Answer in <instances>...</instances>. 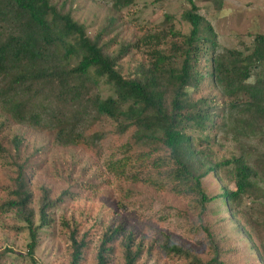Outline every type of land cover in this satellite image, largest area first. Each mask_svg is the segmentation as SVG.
<instances>
[{"label": "trees", "instance_id": "16d2710c", "mask_svg": "<svg viewBox=\"0 0 264 264\" xmlns=\"http://www.w3.org/2000/svg\"><path fill=\"white\" fill-rule=\"evenodd\" d=\"M92 1L111 4L117 13L136 2ZM73 2L0 0V125L19 128L10 142L17 172L10 186H0V217L13 214L27 224L31 242L23 258L37 264L38 232L53 223V210L69 195L43 187L37 214L31 207L26 172L41 171L43 163L34 166L21 154L26 134L37 129L49 137L53 152L102 154L114 144L124 163L136 157L149 165L174 183L173 191L197 197L204 213L217 202L218 212L234 220L250 206L245 233L264 262V35L223 49L194 0L179 21L166 14L157 25L112 18L92 32L75 21ZM209 2L220 12L225 0ZM226 142L233 151L219 159L215 147ZM210 176L221 185L215 198L203 188ZM64 228L68 264H84L93 248L90 232L81 234L79 225L68 223ZM215 228L205 227L209 254L202 256L168 236L156 252L122 225L109 227L94 264H113L118 250L121 264H146L152 256L179 264H245L240 248L223 246ZM11 255L0 250V264H9Z\"/></svg>", "mask_w": 264, "mask_h": 264}, {"label": "rangeland", "instance_id": "374dc122", "mask_svg": "<svg viewBox=\"0 0 264 264\" xmlns=\"http://www.w3.org/2000/svg\"><path fill=\"white\" fill-rule=\"evenodd\" d=\"M200 13L209 20L218 35L223 49L242 48L249 45L257 35H264V0H225L222 11L214 10L209 0H194ZM74 19L85 24L92 32H99L108 21L115 18L127 21L139 18L141 22L161 23L166 15L177 21L190 8L189 0H136L123 13H117L104 2L74 0ZM119 27L122 26L117 23ZM187 32V28L179 26ZM183 27V28H182ZM243 44V45H242ZM125 67L131 63L125 62ZM108 94L107 87H103ZM0 116V124L3 122ZM18 127L0 125V186H10V178L17 172L12 160L15 155L11 140ZM24 152L21 158L31 157L34 166L41 162V171L29 168V180L33 203L37 214L41 188L47 187L53 195L68 192L64 203L53 210V223L38 232V246L35 251L37 264H68L70 242L64 224L79 225L81 234L89 231L93 248L84 264H94L96 248L102 233L109 227H124L126 233H133L139 240L158 246L164 236L170 237L178 245L190 248L202 256H208L205 244L207 224L215 225L218 240L225 247L240 248L245 264H264L257 254V245L250 241L245 231L249 228V207L245 214L231 220L226 213L218 212L217 202L208 205L204 213L201 202L194 195L173 191L174 183L164 179L157 170L145 167L134 157L131 163L118 155L115 145H106L102 154L82 150L53 152L45 133L35 129L26 134ZM219 159L228 158L233 151L231 143L216 146ZM37 151H41L37 156ZM123 161L113 164L114 161ZM121 165V166H120ZM203 188L209 198L221 192V185L213 176L203 181ZM8 191V190H6ZM5 191V192H6ZM218 204H220L218 202ZM39 225L38 216L34 218ZM31 242L27 224L13 214L0 217V250H11L15 255L9 264H31L27 256ZM22 256V257H20ZM113 264H121L119 250ZM146 264H179L162 257L159 261L150 257Z\"/></svg>", "mask_w": 264, "mask_h": 264}]
</instances>
